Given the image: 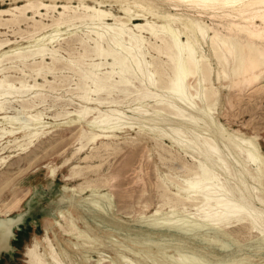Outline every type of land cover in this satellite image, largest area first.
Instances as JSON below:
<instances>
[{
    "label": "bare ground",
    "instance_id": "6f19581e",
    "mask_svg": "<svg viewBox=\"0 0 264 264\" xmlns=\"http://www.w3.org/2000/svg\"><path fill=\"white\" fill-rule=\"evenodd\" d=\"M57 1L22 0L20 3L0 8V25L15 24V22H19L22 19L32 21L34 25H32L33 30L25 32V41L28 42L25 45L7 37L0 39V111L4 113L2 118L6 117L7 122L12 125L10 128L6 126L0 128V139L5 135H14L17 133L16 131L22 132V137H26L27 142H22L21 144H17V146L25 149L35 139L46 133L45 122L43 125L40 124V127L37 126V123L39 124L38 120L42 118L40 112L35 114L30 113L33 116L25 117L26 119L23 118V120L21 118L26 114L22 117L20 116L21 118L18 114L20 119L15 114L11 116H7L6 114V110L13 107L10 104L12 101L8 99L12 93H18V95L20 94L19 96H22L28 90L33 89L34 91L37 89L36 87L43 86V84L38 83L36 80L31 84L28 81L26 83L23 78L20 79L23 77L21 76L20 78H15L19 79V85L17 86L14 82L15 79L13 77H11L13 81L9 79V74L6 75L4 69L9 68L10 70L11 67H16L17 71L19 69L21 72H24L25 68H28L35 76L42 74L45 82H48V79L46 80L45 78L48 72L49 74L55 73L58 69H70L71 71H75L74 73L77 72L76 74L79 77V83L76 84L77 90L81 91L80 94L78 93V97L85 105L82 109L75 110V113L78 115V118H83L94 110L97 111L96 116H92L86 120L90 128L89 133L86 134V131H82L83 134L81 133L86 136L84 137L86 141L114 136L115 132L111 129V126L115 125L119 127L121 126L120 124L126 123L124 120L122 121V117H124L123 112L115 105H110L107 109L100 108L102 107V103H104V99L109 98L106 96L112 90L114 91L118 88L119 91L121 90V92L124 91L126 93L136 81L138 82V85L136 84L137 86L135 87L136 89L133 88L134 86L131 88L136 92L133 100L136 101L138 106H134L132 110L142 115L144 114L142 111L144 109H140L141 105L153 102L151 106L155 107L153 109L154 115H145L146 119L153 121L158 118L157 116L164 117L167 114H173L178 124L187 132H191L193 136L190 140H182L180 137L181 127H171L174 133L168 134V137L185 152H189L194 163L192 165L188 164L186 167L188 174L183 175V180L186 183L188 182L191 190L188 189V191L190 190L188 193L186 192L187 190L184 191L187 194L180 197L177 193L170 191L174 195L176 202L172 203L167 200L163 202V205L169 203V207H172L171 212L175 211L177 204L193 206L196 210L194 215L197 216L198 220L195 223L198 225L206 224L216 231L228 233L225 227L231 223L241 224V227L245 228L248 232L254 231L257 233V245L255 249L257 251H264V213L255 205L256 201L264 205V154L261 152L255 135L247 137L233 130L229 131L219 120L210 115L211 110L219 103L221 95L226 98L227 102H233L236 107V105L246 98L249 99V95L253 97L254 94H259L264 90V0H92L93 3H88L87 0H64V2L60 3ZM107 1L110 7H105ZM112 2L118 6L117 11L113 10ZM51 12L56 14H50ZM45 17H50L49 23L44 21ZM81 25L87 27L86 31H83L82 35L72 38L71 36L76 33L74 27ZM0 32L3 33L1 30ZM22 32L24 33V31ZM144 33L148 35H144ZM63 34L68 35L63 36ZM67 37L71 39H67ZM152 39L153 42H151ZM61 40H66L63 41L66 45H62L63 42ZM74 41H77L83 49V55L79 54L77 58L67 59L59 54L60 48H67L70 51L73 49L74 52V47L73 45L71 47L70 44ZM54 42H57L58 46ZM147 44H150L152 51L155 50L157 52V57L163 55L166 59L159 57L156 59L158 62L154 60L155 64L148 60L149 58L146 59V54L149 53L146 47ZM89 55H95L105 60L101 61L100 59L99 62L93 61L87 63L88 66L86 67L82 66V64H85L83 63V56ZM36 57L39 60H35ZM29 58L33 61L28 63ZM47 58L50 59L49 63H46L44 60ZM6 60H10L11 62L17 60L18 64L4 66L2 63ZM212 60H215V66H213L214 62ZM104 64L108 65L109 69L101 71V67ZM213 75H215L218 81L225 80L222 86V93L220 92V86L213 84ZM35 76L33 78L37 79ZM68 79L66 80L68 81ZM53 83L51 84L53 85ZM57 85L59 86V84ZM49 86H47V89L52 87ZM158 90L166 93L159 94L156 92ZM101 92L106 94L105 97L99 96ZM30 95L32 96L20 98L19 106L14 107V109L20 112V108L24 109L27 106H34L38 98L39 103L41 102V96L44 94L40 96V93L34 92V94ZM91 95H95V97ZM44 96L43 99L46 98V95ZM113 99H110L109 102L117 104L118 101ZM68 101L70 100L68 99ZM70 113L72 115L73 110L64 112L65 115ZM58 115L56 117H59ZM200 120H202L204 125L201 126ZM28 122H32L36 126L28 128ZM95 124H99L96 125L98 132L93 131L95 127L92 126ZM208 124H212L216 128L214 132L221 138L220 141H228V144L224 141L223 143L230 153L232 152L237 156L235 163L244 164V167L247 162L249 163L244 170L256 182L257 187L255 189L257 194L246 190L245 176L238 177L240 174L234 173L233 175L231 173L229 162H232L228 160L227 154L223 152V149L219 147L218 137H215V135L203 136V134L202 138L198 137L195 130L198 128L208 129ZM24 126L28 130L24 129ZM151 129L156 131L154 126ZM156 129L159 133L157 132L155 135H166L164 128ZM109 144L106 141L103 142L104 147H107ZM3 145L5 146V144ZM3 145L2 147H4ZM159 145L162 144L159 143ZM82 146L85 145H81L79 149ZM96 150L98 149L96 148ZM176 153L179 155V152ZM106 154H109V152ZM115 154L112 155L115 157ZM241 154H243V158H241ZM139 155L141 156V154ZM100 156L98 157L100 158ZM87 157L89 158V156ZM2 159H4L3 156L0 157L1 161ZM251 164L252 170L249 169ZM82 168L84 167L82 166ZM183 169L185 168L183 167ZM217 169H220L226 176L229 175V178H225V181H228V183L219 180L218 174L215 172ZM50 174L52 176L55 175V168H50ZM231 179H234L233 184L229 182ZM94 182L97 183V181ZM102 184L104 183L102 182ZM62 189L64 191L69 189L73 193H80L82 190L75 187L69 188L67 185H63ZM163 190L165 189H162L164 193ZM91 192V196L94 197L98 194L99 198H105L111 204L110 200L112 197H110L108 192L99 193L100 191L96 188H92ZM59 199L61 201L65 200L64 195ZM70 199H74V197L71 196ZM87 199L93 203L92 205H98V202L93 200V198ZM160 209L157 207L150 216L156 215ZM57 214L60 218L55 219V223L60 226L65 235L84 236V232L71 219L66 218L62 211L58 210ZM61 219L65 221V227L62 226ZM8 222L13 224V221L10 219H8ZM172 223L173 221H170V217L167 216L160 224L161 226H172L175 228L174 231L182 232L183 235L180 234L178 236L179 239L189 238L190 235L183 230L180 225L181 223L176 224V226ZM42 240L46 246L43 250L37 247L38 242L36 238H33L31 243L26 245L24 250L26 264H62V260L58 256L60 254L68 256L67 250L62 247L59 252L55 250L48 236L47 229L42 235ZM72 243L77 248L78 244L76 242ZM9 248L8 238L0 240V249ZM175 248L179 251L184 250L186 255H188L186 251H190L192 254L195 253L197 255L201 253L204 256L201 262L195 261L194 258L193 264H212L215 260L219 259L216 253L202 249L198 244L193 242L191 244L183 242L177 244ZM177 254H179V257L180 252H177ZM183 254H181V260L187 264V258L183 257L185 256ZM228 256L230 259L237 260L234 255L230 254ZM192 257L195 256L192 255ZM100 261L102 260L97 259V264ZM248 261L245 260L243 262ZM181 262L180 264H182ZM220 263L222 264V262ZM76 264H80V262H76ZM109 264H117V262H109Z\"/></svg>",
    "mask_w": 264,
    "mask_h": 264
},
{
    "label": "rangeland",
    "instance_id": "374dc122",
    "mask_svg": "<svg viewBox=\"0 0 264 264\" xmlns=\"http://www.w3.org/2000/svg\"><path fill=\"white\" fill-rule=\"evenodd\" d=\"M20 2H22V0H0V8ZM57 2H64V0H58ZM87 2L93 3L92 0H87ZM106 3L105 7H110L108 1ZM112 4L113 10L117 11L118 6L113 2ZM50 14L56 13L51 12ZM44 21L49 23L50 17H45ZM15 24L9 23L7 25H0V30L5 33L3 34L0 32V39L7 37L19 41L23 45L27 44L28 42L25 41L26 38L24 36L26 35V31L33 30L32 21L22 19L19 22H15ZM86 29L87 27L84 25L74 27L76 33L71 37L75 38V36L78 37L82 35L83 31L85 32ZM22 31H24V33ZM65 35L67 36L68 34H63V36ZM144 35L148 34L144 33ZM69 38L70 37H67V39ZM66 40H61V42ZM151 42H153V39ZM54 44L58 46L57 42H54ZM70 44L71 47L73 45L75 53L73 49L70 51L67 48H60L58 51L64 58L74 59L77 58L79 54H84L83 49L79 46L77 41ZM62 45L66 44L63 42ZM146 47L149 50V53L146 54V59L149 58L148 60L153 64L158 62L156 59L159 57L166 59L163 55L157 57V52L155 50L152 51L150 44H147ZM90 56L91 55L83 56V63L85 64H82V66L86 67L88 66L87 63L93 61L99 62L100 59L101 61L105 60L95 55ZM35 60H39V58L36 57ZM44 60L46 63L50 61L49 58ZM154 60L156 62H154ZM32 61L33 60L29 58L27 62L29 63ZM212 62H214L213 66H215V60H212ZM2 64L4 66L16 65L18 61L11 62L10 60H6ZM7 69H4V72L6 75L9 74V79H11V77L15 79L23 76L20 79L23 78L26 83L28 81V83L31 84L36 80L38 83L43 84V86L36 87L37 89L34 91L33 89L28 90L22 96H19L20 94L18 95V93H12L8 99L12 101L10 104L13 107L6 110L7 116L15 114V116L17 115V118L20 119L26 114L21 118L23 120V118L26 119L25 117H32L33 115L30 113L35 114L40 112L42 118L38 120L39 124L37 123V126L40 127L45 122L46 133L35 139L25 149L17 146V144L27 142V138L22 137V132L16 131L17 133L14 135H5L0 139V157L3 156L5 159H2V161L0 160V217L13 221L11 235L8 237L10 248L0 249V264H26L24 256L26 245L30 244L33 238H36L38 242L37 247L43 250L46 246L45 242L42 240V235L46 229L55 250L59 252L62 247L67 250L69 254L68 256H63L61 254L58 256V258L62 260V264H76V262H80V264H97V259L102 260L98 264H109V262L114 261L117 262V264H174V262L175 264H180L182 261L181 254L183 253V255H185L183 257L187 258V264H191V259L193 264L194 258L195 261H203L202 259L204 256L201 253L196 255L195 253L192 254L190 251H186V253H188V255H186L184 250L179 251L175 248L177 244L183 242L187 244L193 242L198 244L202 249L216 253L219 256V261L215 260L213 262L214 264H221L220 262H222V264H235L236 262L237 264H250V262L251 264L264 263V251H257L255 249L257 245L256 232H248L245 228L241 227V224L237 223H231L225 227L228 233L225 231H216L206 224L198 225L195 223L198 222V220L197 216L194 215L196 210L193 206L177 204L175 211L171 212L172 207H169V203L163 205V202L167 200L172 203L176 202L172 193L175 192L180 197L185 196V194L191 190L190 185L188 182L186 183L183 178L188 174L186 170L188 164L190 163L189 165H192L194 163L190 153L181 149L177 143L168 137V134L171 135L174 133L173 130H171L172 128L181 127L180 137L182 140H190L193 136L191 132H187L178 124L173 114H167V116L164 117L157 116L158 118L153 121L146 119L144 117L145 115H154L153 109L155 107L151 106L153 102H149V106L148 104L141 105L140 109H144L142 110L144 112L142 115L132 110L134 106H138L136 101L133 100L136 92L132 90L138 85V82L133 81L134 83L130 86V90L128 91L130 94L124 91L121 92L118 88H115V92L112 90L109 94L110 96H106L109 98L104 99V103H102V107L100 108L107 109L108 106L115 105L123 112L124 117L121 119L126 123L120 124L121 126L119 127L115 125L111 126V129L115 132L114 136L101 137L94 141H86V138H84L86 136L82 135V131H86V134L90 131L86 120L92 116H96L97 111L94 110L83 118H78V115L75 113V110H80L85 105L78 97V93L80 94L81 91L77 90L76 84L79 83L77 72L74 73L75 71H71L70 69H58L55 73L50 74L48 72L45 78L46 80L48 79V82H54L52 85L44 81L42 74L35 76L28 68H25V73L21 72L19 69L17 71L16 67H11L10 70L9 68ZM106 69H109V66L105 64L102 65L101 71H105ZM34 76L37 77V79H34ZM62 77L67 78L63 79ZM13 78L11 79L12 81ZM66 79H68L70 83ZM75 80L76 82L74 83ZM212 81L214 85L220 86V92L222 93V86L225 80L222 79L218 81L215 75H213ZM14 82L15 85H19V79H15ZM62 83L66 85L62 87L64 85ZM221 83L222 85H220ZM49 84H51L50 86L53 88L47 89ZM54 84H56L57 87L54 86ZM57 84H59V86ZM132 86L134 87L131 88ZM34 92L40 93V96L44 94L46 98L43 99L45 96H41L42 100L40 103L39 98L35 101L36 104L38 103L37 106L35 104L32 107H25L26 109L20 108V112L14 109V107L16 108L19 106L18 103H20V98L32 96L30 94H34ZM156 92L159 94L166 93L161 90ZM47 95L51 96L48 97ZM100 95L101 97H105L106 94L101 92L99 96ZM91 96L95 97V95ZM249 97L251 98H249L250 100L246 98L235 107L233 102H227L226 98L221 95L219 103L211 110L210 115L215 117L216 120H219L229 131L233 130L247 137L255 135L261 152L264 154V90L259 94H254L253 97L249 95ZM68 99L70 101H68ZM110 99L117 100V104L109 102ZM119 100L121 101L119 102ZM67 110H73L72 115L71 113L65 115L64 112ZM3 114L4 113L0 111V128L3 126L10 128L12 125L7 122L6 117L2 118ZM18 114L19 117L21 116L20 118ZM27 114H29V116H27ZM56 115L59 117H56ZM71 119H73V121H71ZM200 122L201 126L204 125L202 120H200ZM34 125L36 126V124L30 122L28 128H32V126L35 127ZM96 125L99 124L92 126L95 127L93 131L98 132V127ZM152 126L155 127L156 131L151 129ZM28 128L24 126V129L28 130ZM156 128H164L166 135H155V133L158 132ZM214 131H216V128L213 127L212 124H208V129L198 128L195 130L199 138L212 135L218 137L219 147L227 154L228 160L232 162H229L231 173L233 175L234 173L237 175L240 174L238 177L245 176V184L247 185V189H245L251 193L257 194L255 189V187H257L256 182L250 178L244 170L249 163L247 162L245 167L243 166L244 164L235 163L237 156L229 152L223 143L224 140L220 141L221 138H219L218 134H215ZM57 141L59 142L57 143ZM105 141L111 144L108 145L109 149L108 146L104 147L103 142ZM224 142L228 144V141ZM100 143L102 146L99 145ZM159 143L162 145H159ZM3 144H5V146ZM83 144L85 146L79 149ZM2 145L4 147H2ZM96 148L99 150V153ZM111 149L115 150L112 151ZM74 152L75 154H73ZM107 152H109V154H106ZM176 152H179V155H181L179 156ZM112 154H115V157ZM139 154H141V156ZM70 155L72 156L70 157ZM85 155L89 156V158H86ZM98 156H100V158ZM241 158H243V154H241ZM180 160L182 161L180 162ZM140 161L141 163H139ZM181 165H185L183 166L185 169H183ZM82 166L84 168H82ZM51 167L55 168L54 176L50 174ZM144 168L146 172H144ZM252 168L251 164L249 169L252 170ZM215 172H217L219 180L228 183V181H225V178H229V175L226 176L220 169L215 170ZM233 180L234 179H231L229 182L233 184ZM94 181H97V183ZM102 182L104 184H102ZM94 183L97 185H93ZM62 184L67 185L69 188L75 187L76 189L81 188L82 190L80 193H73V191L69 189L64 191L62 189ZM179 187L182 190L178 189ZM92 188L98 189V191H100L99 193L108 192L110 197H112L110 200L111 204L107 199L99 198L98 194L94 196L95 198L91 196ZM162 189H165L163 190L164 193H168L164 194ZM188 189L190 190L188 191ZM170 191L172 193H170ZM162 193L166 199L163 198ZM62 195H64L65 200L61 201L59 198H61ZM71 196H73L74 199H70ZM87 198H93V200L98 202V205H92L93 203L89 202ZM255 205L264 213V205L257 201ZM157 207L158 209L161 208L159 212L154 216H150ZM58 210L62 211L66 218L71 219L76 226L84 232V236L65 235L60 226L55 223V219L60 218L57 214ZM167 216L170 217V221H173V225L176 226V224L181 223L180 225L183 230L190 235L189 238H181V240L178 236L180 234L183 235L182 232L174 231L175 228L172 226H161L160 223ZM17 218H20V220H17ZM60 222L63 227L66 226L64 220L61 219ZM211 229L212 231H210ZM71 242H76L78 244L77 248H75ZM177 252H180V258ZM230 254L234 255L238 261L230 259L228 256ZM192 255L195 257H192ZM232 260L234 262H230ZM245 260H249L250 262H243ZM181 263L186 264L183 261Z\"/></svg>",
    "mask_w": 264,
    "mask_h": 264
},
{
    "label": "clouds",
    "instance_id": "9594fccd",
    "mask_svg": "<svg viewBox=\"0 0 264 264\" xmlns=\"http://www.w3.org/2000/svg\"><path fill=\"white\" fill-rule=\"evenodd\" d=\"M20 220V218H17ZM13 224L8 222V219L0 217V240H6L11 235V227Z\"/></svg>",
    "mask_w": 264,
    "mask_h": 264
}]
</instances>
